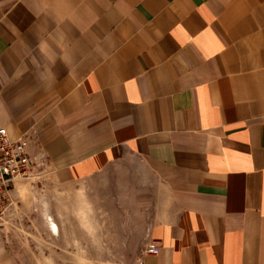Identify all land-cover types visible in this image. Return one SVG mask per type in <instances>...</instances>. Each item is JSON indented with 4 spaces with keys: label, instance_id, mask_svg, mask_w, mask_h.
I'll list each match as a JSON object with an SVG mask.
<instances>
[{
    "label": "crops",
    "instance_id": "0c3cea01",
    "mask_svg": "<svg viewBox=\"0 0 264 264\" xmlns=\"http://www.w3.org/2000/svg\"><path fill=\"white\" fill-rule=\"evenodd\" d=\"M0 126L140 264H264V0H0Z\"/></svg>",
    "mask_w": 264,
    "mask_h": 264
},
{
    "label": "rangeland",
    "instance_id": "374dc122",
    "mask_svg": "<svg viewBox=\"0 0 264 264\" xmlns=\"http://www.w3.org/2000/svg\"><path fill=\"white\" fill-rule=\"evenodd\" d=\"M94 185L87 208L81 188L57 187L44 159H36L30 178L12 191L0 228L15 264H140V229L126 207L99 196Z\"/></svg>",
    "mask_w": 264,
    "mask_h": 264
},
{
    "label": "built area",
    "instance_id": "2783aa9c",
    "mask_svg": "<svg viewBox=\"0 0 264 264\" xmlns=\"http://www.w3.org/2000/svg\"><path fill=\"white\" fill-rule=\"evenodd\" d=\"M34 163L35 158L29 154L26 142L10 138L6 128L0 126V228L3 226L12 191L17 184L30 178ZM156 252L157 246L154 243L145 250V254Z\"/></svg>",
    "mask_w": 264,
    "mask_h": 264
},
{
    "label": "bare ground",
    "instance_id": "6f19581e",
    "mask_svg": "<svg viewBox=\"0 0 264 264\" xmlns=\"http://www.w3.org/2000/svg\"><path fill=\"white\" fill-rule=\"evenodd\" d=\"M52 228H53L54 232L57 233L58 228H57V226L55 224H52Z\"/></svg>",
    "mask_w": 264,
    "mask_h": 264
}]
</instances>
